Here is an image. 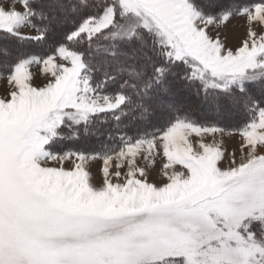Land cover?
I'll return each mask as SVG.
<instances>
[{"label":"snow or ice","instance_id":"1","mask_svg":"<svg viewBox=\"0 0 264 264\" xmlns=\"http://www.w3.org/2000/svg\"><path fill=\"white\" fill-rule=\"evenodd\" d=\"M0 79V264H264V0H0Z\"/></svg>","mask_w":264,"mask_h":264},{"label":"rangeland","instance_id":"2","mask_svg":"<svg viewBox=\"0 0 264 264\" xmlns=\"http://www.w3.org/2000/svg\"><path fill=\"white\" fill-rule=\"evenodd\" d=\"M260 29L257 28V31ZM228 33L229 36V46L231 47H236L239 45V43L243 40L245 36V27H244V22L242 19H234L228 26V28L225 30ZM36 68H33V71H36ZM45 81L41 78L34 83H44ZM6 84V81L3 79H0V94H2V89L4 88ZM213 138L211 136L206 137V141L210 142ZM216 139L222 140L223 148L226 149L228 153H231L235 151V149L239 146L241 137L238 134L237 130H225L224 134L221 136L220 134H216ZM97 142L93 139L92 144H96ZM91 143H88V146H90ZM164 160L162 155L157 156L155 159V164L154 167H147L146 171L148 172V180L150 182H160L161 175H160V170L162 168ZM137 164L140 166H145L146 162L143 160L142 157L137 158ZM88 167L90 171L94 174V183H99L102 179V173H101V168H102V161L96 160V161H90L88 164ZM126 171V167L122 169V172Z\"/></svg>","mask_w":264,"mask_h":264},{"label":"trees","instance_id":"3","mask_svg":"<svg viewBox=\"0 0 264 264\" xmlns=\"http://www.w3.org/2000/svg\"><path fill=\"white\" fill-rule=\"evenodd\" d=\"M245 2H247V3H253V2H258V0H245ZM221 126L224 127L225 130H236L237 127H238V124L236 122H229V123L223 124ZM89 142L91 143V145L88 146V147L95 146L94 144H92V140L89 141Z\"/></svg>","mask_w":264,"mask_h":264}]
</instances>
